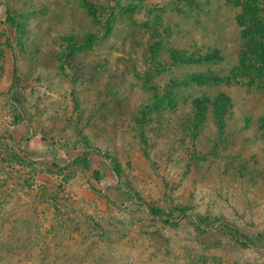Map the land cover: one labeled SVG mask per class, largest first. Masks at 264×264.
<instances>
[{
	"label": "rangeland",
	"instance_id": "rangeland-1",
	"mask_svg": "<svg viewBox=\"0 0 264 264\" xmlns=\"http://www.w3.org/2000/svg\"><path fill=\"white\" fill-rule=\"evenodd\" d=\"M236 9L232 0H0V264H264V88L178 91L230 92L223 128L214 113L184 125L181 103L154 112L149 129L141 114L153 84L163 95L177 76L229 75L244 48ZM91 33L92 47L76 45ZM213 48L227 57L171 63L170 50ZM160 116L174 122L161 128Z\"/></svg>",
	"mask_w": 264,
	"mask_h": 264
},
{
	"label": "trees",
	"instance_id": "trees-1",
	"mask_svg": "<svg viewBox=\"0 0 264 264\" xmlns=\"http://www.w3.org/2000/svg\"><path fill=\"white\" fill-rule=\"evenodd\" d=\"M234 5L237 7L235 12L234 21L238 27L240 33V41L244 44L242 52L240 51L241 45L239 47V61L238 64L234 66L229 75L220 76L213 71H195L190 74H185L183 76H177L171 79L165 85V91L161 95L158 91L156 84L151 86L153 93V101L151 104L146 105L141 111L142 118L145 120L144 129H149L147 120H152L151 116L154 112L156 115H161L162 108H168L172 111H179L180 103L184 105V109L181 113L183 115L188 111V116L184 125H190V118L194 117L199 124H205L209 121L212 113H214L215 119L220 123L221 128L227 125L229 121V116H234V98L232 94L226 90L221 91L217 96L214 95H198L193 97L191 100L186 96H178V91L184 87H196L202 85H216L228 84L230 87H235L238 85H246L249 88H264L259 87V85L264 86V0H232ZM230 5V2L227 3ZM134 7V4L129 5L124 8V10H129ZM112 17L108 19L109 25L112 22ZM109 28V27H108ZM96 34H88L81 43H76L82 48H90L96 42ZM171 63L177 67L181 68L183 66H205L214 62H220L227 57L224 55L222 50L219 48H213L208 52H189L187 50H170L169 51ZM237 58V57H236ZM240 63V65H239ZM254 73L251 74V73ZM245 77L248 78L247 84L245 83ZM258 80L262 84L255 83ZM178 97V98H177ZM177 104V105H176ZM166 105V106H164ZM177 109V110H176ZM187 109V110H186ZM184 116V115H183ZM165 118L161 117L157 120L161 123V128L167 126V124L174 122L173 119L166 121ZM233 119V118H231ZM264 121V118L262 119ZM198 127V126H196ZM192 128V127H191ZM264 129V124L261 127ZM144 134V132L142 133ZM143 136V135H142ZM150 213L153 216L163 219L168 217L166 212L159 208H154L152 206L148 207ZM177 211L180 212V216L183 217L189 211V208L178 207ZM199 219V224H203L204 221L201 217L196 216ZM166 223H170L169 220H165ZM236 234H240L239 229H235Z\"/></svg>",
	"mask_w": 264,
	"mask_h": 264
}]
</instances>
